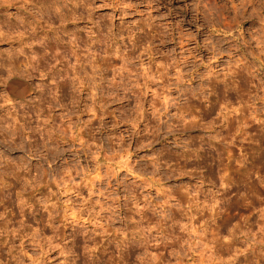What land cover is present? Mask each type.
Instances as JSON below:
<instances>
[{
    "label": "clouds",
    "instance_id": "1",
    "mask_svg": "<svg viewBox=\"0 0 264 264\" xmlns=\"http://www.w3.org/2000/svg\"><path fill=\"white\" fill-rule=\"evenodd\" d=\"M0 264H264V0H0Z\"/></svg>",
    "mask_w": 264,
    "mask_h": 264
}]
</instances>
